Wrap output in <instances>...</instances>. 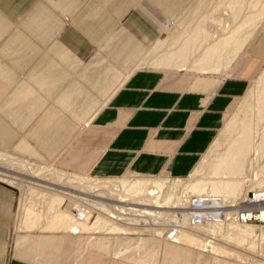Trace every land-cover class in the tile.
I'll use <instances>...</instances> for the list:
<instances>
[{"label": "crops", "instance_id": "1", "mask_svg": "<svg viewBox=\"0 0 264 264\" xmlns=\"http://www.w3.org/2000/svg\"><path fill=\"white\" fill-rule=\"evenodd\" d=\"M150 5L144 0L131 7L126 0H0V93L15 87L9 101L13 111L7 114L20 120L23 130L27 121L37 120L31 124L33 140H21L23 148L35 150L39 144L40 153L52 155L73 136L78 122L89 125L91 140L101 144L73 171L50 163L39 167L54 171L57 179L65 174L64 184L17 178L22 189L17 222L16 191L0 186L8 196L0 195L2 264H137L113 256L129 249L161 252L156 238L145 248L139 247L144 245L140 239L152 238L143 234L97 230L96 212L85 229L74 230L75 207H65V199L73 197L78 204L91 196L110 207L136 206L95 184L189 178L226 123L228 109L249 90L247 76L264 58V33L229 75L144 66L156 57L145 52L156 46L166 22ZM102 46L109 49L95 57L93 49ZM30 63H38L31 77L18 80V69ZM77 71L82 76H71ZM5 126L6 135L1 133ZM14 134L0 123V138L10 141ZM74 176L85 182H69ZM178 249L196 254L171 244L165 249L170 264H176Z\"/></svg>", "mask_w": 264, "mask_h": 264}, {"label": "rangeland", "instance_id": "2", "mask_svg": "<svg viewBox=\"0 0 264 264\" xmlns=\"http://www.w3.org/2000/svg\"><path fill=\"white\" fill-rule=\"evenodd\" d=\"M252 1H256V0H246L243 5L241 13L235 14L234 12H232L233 10L228 9L229 0H144L145 6L147 5L150 8H152V6L150 5L151 2L155 4V6L159 8V16L161 18V22L163 23L166 21L164 24L165 30L163 29L161 30V33L163 35L159 36L160 38L156 46L153 48H148V50L145 52L147 55L155 54L156 57L152 59V62L150 63L151 65L145 64L144 66H149V67L151 66L165 71L186 70L193 73L205 72V73H217V74L229 75L243 61L246 50L248 52L251 51L254 44H256L255 40H257L264 33V29H263L264 0H258V5L256 8L251 6ZM126 2L129 7L138 6V5L141 6L143 0H126ZM231 13L232 16L229 15ZM208 14L210 15V17L213 16V18L214 17L217 18L216 19L217 22L214 20L211 22L209 20L205 24L207 28H210L212 30L213 34L214 33L216 34L217 31L216 35L221 34L227 36V34L229 35L231 33V29H235L237 27L241 28L242 29L240 31L241 33L237 36L236 39V45L241 44L242 47H239V50H237L236 52L233 51V48L231 49V51H227L224 60L222 62V66L219 68L217 67V69H206V70L197 69L201 65L200 62H198V59L200 58L201 54L204 52L206 48L205 43L201 45L199 49L194 48V50L191 51L187 61L185 62L186 65L184 67L180 66L178 68V66L174 64L168 65L169 62L168 63L162 62V59L165 55L169 53H174L175 51L179 50L181 44L184 42L185 37L190 36L191 32L196 28L197 24L202 20V18L205 15ZM246 19L250 20V22L247 24H243ZM218 21L222 23H219ZM166 23H170V24L175 23V24H173L172 26L170 25L171 27H167ZM221 25L222 27H225L223 28V30ZM180 35L182 36L180 37L179 42L175 44L174 43L175 37L178 38ZM106 48L107 46L94 48L93 55H95L96 57L99 53L105 52ZM108 49L109 47L107 48V50ZM114 58L116 57L115 56L106 57L107 60L109 59L111 60ZM90 60L83 62L84 65L88 64ZM259 60L260 63L258 65L256 72L251 74L250 76L249 75L247 76L249 90L243 97L242 95H240L239 99L236 100L237 102L235 101L233 103V106H231L228 109L229 112L227 114L226 123L220 129L216 140L209 148L207 153L203 156L198 166L195 168L194 172L189 178L174 179V180L167 178H154V179L137 178L133 180L129 178H122V179L120 178L117 181L114 180L97 181V183L95 184V188H106L108 191H106L105 193L110 194L112 197L113 196L118 197L123 201H127V200L133 202L135 201L136 204H139L137 206H141L140 209L143 210L144 214L150 216V218L144 219L145 223L149 224L151 222L153 223H156V221L159 222L158 227L145 226V228L150 227L148 229L151 232L149 231L150 233L148 234L151 235L146 236L144 233L143 237H149L152 239H140L144 245L139 246L146 248L148 247V245H150L148 242L153 243V240H155L156 238L160 242V244L156 243L159 246L158 249L161 250L159 254H150V253L142 254V253L133 252L134 250L129 249V252L127 254H122L113 257L117 259H119L120 257L126 258L128 259V261L137 264H170L169 260H167L166 258L168 254L165 253V249L171 246L172 244L182 247L188 246L196 253L194 255V253L190 254V252L192 251H190L189 249H187L186 251H184L183 249L182 250L178 249L175 254V259L173 258L176 264H181L183 262L189 264L194 259L195 261L193 264H205V262L206 264H215L216 262H218L217 260L226 261L230 263L232 262L233 264H256L254 260H259L264 262V235L263 236L261 235V237L260 235L251 236L246 241L248 243L244 242L245 244L237 245L236 243L234 244V241H232V239L230 238V236L234 234V229L228 227L231 222L232 224H234V222L238 220V219H234L231 214L247 206V203L245 202L247 198V192L250 190H253L255 192H258V190H262V189L247 188V183L249 184V181H251L252 178H255L257 171L261 169V166L263 165L264 162V156L259 157L261 156L262 152H260L258 148H256L253 153L249 154V157H247L245 161V165L243 166L244 168L241 177H243V179H246L247 181L246 185L244 186V188H242L240 192L237 193L236 197H232V200H229L230 202L227 201L228 203L225 204V206L227 205L235 206L228 209L227 213H229L228 215H230L229 217H231L230 220L227 221L225 220L224 222H221L223 224L221 228L219 227L213 228L215 226L206 225L204 228H202V230L196 229L195 230L196 232L200 231L197 232L198 234L200 233L201 236L206 238V241H204V243L201 242L200 244L188 243L187 241H185V238L183 236H184V232L188 231V229H184L182 227L181 228L176 227L175 228L176 232H174L173 234H169V231H166L169 226L168 222L173 221L172 219L171 221L168 220L170 219L169 214L171 213V211L177 210L178 208L181 209V206L185 207L187 205L186 202L187 196L185 198V195L187 192L188 184L191 181H194L195 178L200 179V178L208 177L209 167L207 164L210 163L209 160L224 153L227 150L226 148H228V144L233 140L232 138H235V136L239 135L240 132L239 123L241 119L244 118L245 115H247L250 110H251L250 112H252L253 114L249 113L250 115L249 119L252 120L251 122L253 124H258L256 128L257 129L256 147L261 142V139L263 138L262 136L264 134V118L261 122L257 121V118L260 117L258 116L259 113L257 110L263 94L261 93L262 84L261 83L258 84V80L262 76V74H264V58L262 59L260 58ZM158 61H160V64ZM37 64L38 63H30L27 66H25V68H19L17 79L18 80L25 78L29 79V77H31L32 75L31 71ZM191 67H195V68H191ZM72 75L82 76V74L79 73L78 71L75 73H71V76ZM85 82L86 80L83 81L82 79V83L84 85H86ZM14 88H15L14 86L10 88H5L4 91L1 90L0 93V123L8 125L9 128H11V130L15 133L11 137L10 141H7L8 139L7 140L2 139V137L0 138V186L11 187L16 191L17 211L15 216L16 218L15 221L17 222V213L19 209L18 204H20V199L22 194L21 184L15 183L18 180L17 178H24L29 180L31 179L37 182H41L42 180H48L55 183L64 184V182L66 181V180L63 181L66 178L65 174L63 175L58 174L59 179H57V177L53 176L55 175L54 171H50L39 167L50 163L57 168H63L68 171H73V169L75 168L86 165L89 158L99 150L101 144L96 139H95L96 141H92L93 138L89 136V128H90L89 125L85 126L83 122H78L77 123L78 129L75 131L73 136L69 138L65 144L60 146L58 150L55 151L52 155L40 153L38 149L39 144H37L38 148H36L35 150H29V149L25 150L23 148L25 144H22L20 142L23 139L30 141L33 140L30 134V130L32 127L31 124H35L37 120L35 119L34 121H30L29 123L27 121L28 126H26L25 130H23V124L21 123L20 120L14 122L11 116H8L7 111L10 112L13 111L10 107H13L14 105L10 104L9 101L13 98L12 92ZM98 97H100V94L98 95ZM50 104H54L52 99ZM69 117L72 118L70 115ZM231 119L232 120L238 119L237 120L238 124L236 127L238 130L233 128L230 130H234V131H230L229 129L226 128L227 124L230 123ZM7 130H8L7 126L1 127V133L2 131H4L5 135L7 133ZM235 130H237V132ZM29 145L32 146L30 148H34V145L36 147V144H29ZM213 148L214 150L211 152L210 150H212ZM209 152H211L209 158H205L206 155L209 154ZM256 155H258V159H255ZM31 162L36 164H33ZM19 163H21L23 166L20 165ZM33 165H35L36 169L38 170L53 172V174L47 176L45 175L44 172L38 173L36 170L35 171L30 170L28 167ZM129 175H135V174H129ZM68 179L69 182H73V181L80 183L85 182L84 180L85 178L81 176L69 177ZM155 180H159V182L161 180L164 181H161V183H155L154 182ZM137 181L139 182L142 181L143 182V184H141L142 186L139 185L138 183V186L135 187L134 183ZM153 192H155V194H152ZM26 193L30 194L31 191L29 192L27 191ZM0 195H2V197H8L4 193H0ZM182 196L186 200L185 201L186 203H184L183 200L182 202H180L182 204H180L179 198H181ZM84 197H86L85 199L88 200L91 204H93L95 207L101 210V213L99 212L100 215L97 217L95 224V228L97 230H108L115 233L140 232L142 230V228L141 229L132 228L128 225H124L120 223L110 224L108 222L105 213H112L111 207L101 202L99 203L97 201H94L93 198H89L91 196H84ZM119 202L120 200H117L115 203L118 204ZM179 211L180 210L174 211L172 218L174 219L175 222L181 225V222L177 217L178 214L180 213ZM183 216H185V214ZM184 220L185 218H183V221ZM77 223L78 224L75 223L76 225H79L77 231L82 230V228L85 229L86 226L88 225L87 221L77 222ZM249 223L250 224L254 223L253 225L264 226V224H259L256 222H249ZM120 227H124V229H120ZM156 230L159 231L157 232ZM160 230H162L161 231L162 233L160 232ZM255 243L257 244V246ZM215 244L216 245L220 244L221 246L227 248L228 247L233 248L237 252L243 254L246 257V259L245 258L240 259L234 254L233 255L226 254L225 251L222 249H220L221 251L216 250V247H214ZM250 245L253 247L250 248L249 247ZM136 246H138V244ZM143 256H145L144 257L145 259L143 258ZM1 259H2V255H0V264L3 263ZM212 261L214 262L212 263Z\"/></svg>", "mask_w": 264, "mask_h": 264}, {"label": "bare ground", "instance_id": "3", "mask_svg": "<svg viewBox=\"0 0 264 264\" xmlns=\"http://www.w3.org/2000/svg\"><path fill=\"white\" fill-rule=\"evenodd\" d=\"M245 1L246 0H229L228 9L233 10L232 12H234L235 14L236 13L240 14ZM257 5H258V0L252 1L251 6L256 8ZM229 12H231V11H229ZM229 15L232 16V13ZM216 19L217 18H215V17L213 18V16L210 17L209 14L205 15L202 18V20L197 24L196 28L191 32V35L185 37L184 42L181 44V47L179 48V50L175 51L174 53H169V54L165 55L162 59V62H167V63L169 62L168 65L174 64V65L178 66V68L180 66L184 67L186 65L185 62L187 61L191 51H193L194 48L199 49L201 47V45H203L205 43L206 48H205L204 52L201 54L200 58L198 59V62H200L201 65L197 69L198 70H200V69L206 70V69H217V67L218 68L221 67L227 51H231V49L233 48V51L236 52L237 50H239V47H242L241 44L236 45L237 36L241 33L240 31L242 29L239 27H237L235 29H231V33L229 35L227 34V36L221 35V34L216 35L217 31H216V34L215 33L213 34L212 30L210 28H207L205 26V24L209 20L211 22L213 20L217 22ZM218 22L222 23L220 21H218ZM249 22H250V20L246 19L243 24H247ZM173 24H175V23H171V24L166 23V26L171 27ZM221 27H222V25H221ZM223 28H225V27H222V30H223ZM181 36L182 35H180L178 38L175 37V39H174L175 44H177L179 42ZM158 62L160 64V61H158ZM191 68H195V67H191ZM259 83L262 84L261 93L263 94V96L261 97V101L258 105L257 111L259 113L258 116H260V117L257 118V121L261 122L264 118V74H262V76L259 78L258 84ZM250 111H249V113H252ZM249 113L247 115H245L244 118L241 119V121L239 123L240 124L239 135L235 136V138H232L233 140L228 144V148H226L227 150L225 149L226 151L224 150L225 151L224 153H222V154L214 157L213 159L209 160L210 163L208 162L209 164H207L209 167L208 177H204V178L199 177L200 179L195 178L194 181H191L187 186V192L185 195V198L187 196V201L182 196L181 198H179V203L184 200L183 202L184 203L187 202V205H188L189 202H191L194 197H206L207 199L209 198L212 202H219L220 204L225 206V204L228 203L227 201L232 200V197H236L237 193L240 192L242 190V188H244L247 181H246V179H243V177H241V176L243 173V168H244L243 166L245 165V161H246L247 157H249V154L253 153L256 148H258V150L260 152H262L261 156H259V157L264 156V134L262 136L263 138L261 139V142L256 147V137H257V131H256L257 129L256 128H257L258 124H253L251 122L252 120L249 119L250 118ZM237 120L238 119H233V120L231 119L230 123L227 124L226 128L229 130L233 129V128L237 129L236 128L237 124H238ZM237 130H235V131L237 132ZM230 131H234V130H230ZM213 150H214V148L210 151L212 152ZM211 152H209V154L206 155L205 158H209V155L211 154ZM255 159H258V155L255 156ZM251 161H252V159H251ZM19 164L22 165L21 163H19ZM28 168L30 170H34V171L36 170L38 173L44 172L45 175H47V176L53 174V172H47L45 170H38V169H36L35 166H30ZM161 181H164V180H161ZM161 181L159 182V180H155L154 182L155 183H161ZM138 183H139V185L143 184L142 181L141 182L137 181L134 183L135 187L138 186ZM247 188L248 189H262V190H258V192L264 191V162H263V165L261 166V169H259L257 171L255 178H252V180L249 181V184L247 183ZM152 194H155V192H153ZM155 198H157V197H155ZM81 201H84V202H87V204H90V210L89 211L91 213H95V212L98 214L101 213V210L97 207L95 208V206L93 204H91L88 200L85 199V200H81ZM125 204L120 205V203H119V205L117 206L119 211H116L115 207L111 206L112 213H105L107 218L109 217L108 220H109L110 224L120 223V224L128 225L132 228H138V229L142 228V230L140 232H134V233H138V234H144V233L148 234L151 232L148 229L150 227L145 228V226H152V227H158L159 226L158 225L159 222H157V221H156V223H153L151 221H150L151 223H149V224L145 223L144 219L150 218V216H148L147 214H144L143 210L140 209L141 206L140 207H138L137 205L136 206H130V205L126 206ZM180 204H182V203H180ZM187 205L185 207L181 206V209L178 208L177 210L170 209L172 211L169 214L170 219H168V220L171 221V219H172L173 221L172 222L167 221L169 226H168V229L166 231H169L171 226H174V228H176V227L181 228L182 227L184 229H188V231L184 232L183 237L185 238V241H187L188 243H194V244L195 243L200 244L201 242L204 243V241H206V238L201 236L200 233H199L200 235L197 233L200 231H197V232L195 231L196 229L202 230V228H204L206 225L215 226L213 228H218V227L221 228V226L223 225L221 222L228 220V217L230 215H228L229 213H227V212H228V209H230L232 207V206L227 207L228 206L227 205V206H225V207H227L226 210L225 209L220 210L218 208L211 207V206H208V208L207 207L206 208H197V210L199 209L201 211L202 215L213 214L212 216H214V218L217 217L216 220H209L210 218L206 217L205 223L197 224V223L193 222V216H195V215H193V213H191V210H193V209H186ZM128 206H129V208H128ZM182 207H184V208H182ZM233 207H235V206H233ZM169 208H171V207H169ZM169 208H167V209H169ZM243 209L249 210L251 212H253L254 210H262V209H264V202L262 200H253L252 203H248L247 206H245V208H241V209H239V211L233 212L231 214L232 217L234 219H237L234 216L238 217L239 216L238 214H240L241 210H243ZM86 210H87V208H84V210H83V213L85 215L88 212ZM178 210H180L179 211L180 213L178 214L177 217L180 220L181 225L179 223L175 222L174 219L172 218V215L174 214L173 212L178 211ZM128 212H130V213H128ZM220 213L224 214L225 217H221ZM124 214H128V215L135 214L138 216H127ZM184 214H185V216H183ZM263 214H264V211H263ZM87 216H88V214H87ZM112 217H113V220H112ZM121 217L126 219V220L119 219ZM218 217H221V218L218 219ZM183 218H185L184 221H183ZM263 218H264V215H263ZM75 221H77V220H75ZM84 222H86V221H84ZM251 222H254V221H251ZM76 224H78V223H76ZM76 224H75V227L74 226L73 227H74V230L77 231L79 225H76ZM253 224H250L249 222L244 223L241 220L235 221L234 224H232V222L230 223V225L228 227L234 229V234H232L230 236L232 241H234V244L235 243L237 245L245 244L244 242H246L248 240V238H250L251 236L260 235V237H261V235L262 236L264 235V226L263 225H253ZM120 229H124V227H120ZM161 231L162 230H160V232ZM189 231H192V232H189ZM193 231H195L196 233ZM255 239H254V241H255ZM246 243H248V242H246ZM206 244H207V242H206ZM251 245H253V244H251ZM251 245L249 246L250 248L253 247ZM256 246H257V244H256ZM214 247H216V250H220V249L224 250L226 254H230V255L234 254L235 256L239 257L240 259H244V258L246 259V257L243 254H241L240 252H237L233 248L223 247L220 244L219 245L215 244ZM217 261L218 262H216L215 264H218V263L230 264L229 262H226V261H220V260H217ZM213 262L214 261H212V263ZM254 262L256 264H264V262L259 261V260H254Z\"/></svg>", "mask_w": 264, "mask_h": 264}, {"label": "built area", "instance_id": "4", "mask_svg": "<svg viewBox=\"0 0 264 264\" xmlns=\"http://www.w3.org/2000/svg\"><path fill=\"white\" fill-rule=\"evenodd\" d=\"M75 199H77V198H75ZM253 200H262L264 202V191H262V192H255L253 190L248 191L247 192V198H246L245 202L248 204V203H252ZM74 203L75 202H74L73 197H67L65 199L64 206L66 207V206L69 205L71 207H75L73 209V216H74L75 220H77L78 222H84V221H87V220L89 221V219L91 220L93 218V216L96 215L95 213H91L89 211L90 210V204H87V202L79 201L78 205L74 204ZM208 206L215 207V208H218L220 210L221 209L224 210V209H227V207H230V206L225 207L222 204H220L219 202H212L209 198L207 199L206 197H194L192 199V201L189 202V204L187 205L186 209H193V210H191V213H193V215H195V216H193V222L194 223L203 224V223L206 222V220H205L206 217L210 218L209 220H216L217 219V217L214 218V216H212L213 214L202 215L201 211L199 209L197 210V208H206V207L208 208ZM84 208H87L86 211H88L87 212L88 216H87V214L85 215L83 213ZM128 208H129V206H128ZM115 210L119 211L117 206H115ZM263 211H264V209H262V210H254L253 212L243 209V210H241V212H240L238 217H236V216H234V217L237 218L238 220H241L244 223L245 222L254 221V222H257V223L259 222L260 224H264ZM128 213H130V212H128ZM124 215H127V216H138V215H135V214H131V215L124 214ZM220 215H221V217H225L224 214L220 213ZM122 217L119 218V219L126 220V219H124ZM221 217H218V219H220ZM229 219H231V217H228V220ZM169 231H170L169 234H173L174 232H176L174 226H171Z\"/></svg>", "mask_w": 264, "mask_h": 264}]
</instances>
